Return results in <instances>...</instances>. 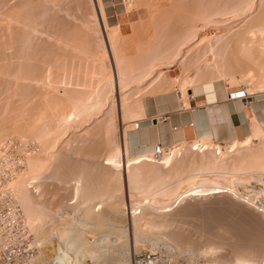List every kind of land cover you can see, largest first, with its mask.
<instances>
[{"label": "rangeland", "instance_id": "rangeland-1", "mask_svg": "<svg viewBox=\"0 0 264 264\" xmlns=\"http://www.w3.org/2000/svg\"><path fill=\"white\" fill-rule=\"evenodd\" d=\"M6 2L7 3L11 2V3H8L10 5L9 7H8V4ZM11 4H12V6H11ZM166 4H167V6H166ZM18 5H21V7ZM42 5H44V6H42ZM100 6H101V9H100ZM18 7L21 9H19ZM38 8H40V9H38ZM159 8H160V10H158ZM10 9H12L11 12L9 11ZM13 9H16V10H14V12H17V14L14 15L15 17L12 16L14 13V12H12ZM18 10H20V12ZM21 11L22 12L24 11V12L22 13ZM25 11H26V13H25ZM37 11L39 13H40V11H42L41 12L42 15H41V13L38 14ZM1 12L3 13V18H1L2 17ZM263 13H264V0H37V1L36 0H16V1H14V0H0V19L5 20V22L0 20L1 21L0 22V28H1L0 29V32H1L0 33V56L2 57V60L0 59V86H1L0 87V99H1L0 100V103H1L0 104V143H1L0 144V157H2V155L3 156L6 155L8 152L12 151L13 149H16V148L23 149L21 151H18V154H17V156L19 158V160H17V162L19 161L18 164L20 163L19 165L22 166V168L20 169L19 176L13 182L12 188L13 189L15 188L14 189L15 195H17L16 197L19 199V201H20V203H21V205H22V207L26 213V216L29 218L28 222H30V223H28V225L30 228L29 229L30 234H32L36 239L37 234H38V236H41V234L44 235L46 233L44 231H50L49 228H51L52 226H54L55 224H57L59 222L61 223L63 221V219H65V218H66L65 220H67V221H63L62 223H66L68 221L70 222V220L71 221H73V220L77 221L80 219L82 220L84 218L85 219L86 218L92 219L94 216H97L99 214H106L105 213L106 211H107V214L108 213L113 214L112 212L117 211V212H115V214L120 215V210L122 209L121 212H125V217H126V218L124 217V220L126 219L125 221L122 220V221H124V223L121 221L122 227L119 226L120 223L118 225V228L121 227L120 229L122 231L120 230L121 232L116 231L117 233H115V232L109 233V230H108L107 232L109 234H113V235H109L108 233H106L109 235V238H110V239L109 238H106V239L111 242V246H114L116 244H120L123 240L128 239L129 240L128 242L131 246V250H133V256H134V235H133V227H132L133 223L135 225H138L139 226L138 228H140L142 232L144 231L143 234L146 235L147 237L159 238L162 242L161 246H163V248L166 249V251H168V252L171 250L174 251V249H175V247H174L175 243L172 242V240H171V238L174 237V234H173L174 232H176L178 234V235L175 234V236H176L175 238H177L178 236H179L178 238H180L182 235V237L180 239L186 240V238H187V241H188V242L183 241V243H186L187 245H189V243L193 244V246L195 248H198L201 250H204L207 247V245L210 244L209 242H207L208 239H210L209 241L212 244L215 243L216 247H218L216 249L217 253L216 252L210 253L209 255H211V254L212 255L211 256L207 255L208 258L205 256L204 257H197L193 260V264H226L228 258H232V256H234L233 255L234 252L232 254V251H230L229 248H231V250H232L233 246H234L233 244H235V246H236L238 240H237V242H235V241L237 238L242 239V237H245L243 239H245V241H246L247 235L248 236L253 235V236H249L250 240L252 237L253 238L257 237V240L261 239L260 241L262 242V236L264 237V228H262V226H264V222L262 221V219L259 217V220L261 219V221L259 223L257 216H255L253 213H249V214L247 213L246 214L245 209L243 207H241V205L239 206V205H237L238 203L236 204L234 202L231 203V201H233L234 199L231 200L230 198H226L225 194H221V196H220V194L211 195V197L210 196L207 197L208 199L204 198V197H200V199H199V197L195 198V199L194 198L192 199V197H188L187 199H185L184 201H182L180 203V206L178 204H176L172 208V212H168V216H167V214H166V216L169 218V214H170V216L171 215H173V216L177 215V214L181 213L180 209H182V211L185 213L187 212L186 214L188 216L185 217L186 218L185 220H187V217H189V214H190V216L194 215L193 216L194 219L189 217V219L184 224L183 223L179 224V222L175 221L176 224L174 222L170 223V224H172L171 227L170 226H168L167 228L165 227L166 229L162 227V228H159L160 230L157 228L156 231L154 229L152 231V229L149 228L150 227L149 224H148V227L146 228L147 224L144 222V220L139 219V218H142L143 217L142 215H144L145 212H153V211H151L153 206L157 207V205H158L159 207L160 206L162 207L163 204L164 205L166 204L165 202L171 203V201H174L176 199V197H175L176 194L180 195L181 193H183L184 191L189 189L190 186L191 187L197 186L198 184L201 183V181L203 182V180H205V186H207V187H210L212 185L214 186V185L220 184V183H224L225 181L227 182V183L225 182L226 185L231 184V185L235 186V184H236L237 187H240V190H243L245 193L247 192L246 194H250V195L253 194L254 197H256L255 194L258 193V189H260L261 185H262L258 181L259 180L258 179L259 174L257 172L248 171V170H243L242 172H240V174H231L230 173L231 168H229V167H231L232 165L237 164V163L239 164L240 163L239 161H241V156L244 153H246L248 150L249 151H251V149L253 151L258 150L259 152L263 151L264 150L263 149V147H264V143H263L264 141L263 140L264 139L263 140L260 139L261 141L260 140H258V141L254 140L252 143H250L249 145H246V146L239 145L240 147H238L236 149V151H234V152L231 151L232 149L229 150L230 149L229 148V146H230L229 142L220 141L219 144H222V146L224 147V149L221 148V150L223 149L222 152H220L221 150H219V151L215 150L216 153H215V151L214 152L211 151L212 152L211 153L207 149L208 152L207 151L206 152L204 151L205 153L204 152L203 153L197 152L199 154H197L194 151H191V145L196 143V142L190 141L189 143H187L188 145L187 144L186 145H180L179 144L180 142H179L178 143L179 144L178 149L180 150L183 146H184V149L182 148L180 150V152H178L179 151L178 150L176 157H174L175 160L173 159L171 162L172 164L170 163L168 165H165L164 161H162L161 159L160 160L157 159L156 163H155V160H153L152 162H147V161L143 162V163L138 162V164L136 162H133V164L130 163L132 166H129L128 161H130V159L136 158V156L138 157L140 153H138V151L135 150L134 148H131L130 151L127 152L128 153V155H127L126 146H125V149H123V143H124V141L126 143L125 138L128 136H130V137L136 136V138H138L137 135L139 133L138 132L136 133V131H139V130H136V129H138L139 127H140V130L142 128H144L141 130V140L143 143H150L152 141L155 143L159 142L158 131H156L152 136L149 134L148 128L151 127L152 122H150V119H148L151 116L147 115V113H149L148 112L149 111L148 105H149L150 100L153 98L157 99V97L160 94H163L162 92H164L170 96V98L168 97L169 98L168 104L170 106L175 104V102L177 101L176 96L178 94L181 96L183 94L184 99H183L182 103L189 102L190 106L188 105L186 107H191V109H195V107L203 106L206 103H208L211 100V98H212V102H216L215 94H212L210 96V98L207 95L213 91L212 86H211L212 80L217 81L218 77L221 78L220 79L221 85L224 88L229 89L228 93L225 92L223 95H220L222 100L226 99L224 101L226 105L228 104L230 106L231 105L233 106L235 104L234 101L236 100V97L243 96L245 87L249 88V92L250 91L254 92V89H256L255 92L256 91L258 92L262 88L264 89V86H263L264 85L263 84L264 83V77H262L264 75H262L261 73H258L257 69H259V68L254 66V61L256 58V57H254V55L257 56V55H259V53L254 52L255 50H253V48L257 49L259 47L258 45H260L261 47L263 46L262 49L264 50V32L262 30V31H260L261 32V34H260V32H258V31H257V33H256V31H251L254 27H256V25L259 26L261 24V22H257L256 18H258L260 15L262 16ZM18 14L20 15V18H17L19 16ZM29 14L31 16L27 17V16H29ZM256 14L258 15L257 17L255 16ZM21 16H22V18H21ZM170 16H172V17H170ZM7 18H11V19H7ZM13 18L16 19L17 21L16 20L14 21ZM23 18H24V20H23ZM57 18L58 19L61 18L60 24L58 22L60 20H58ZM62 18H63V20H62ZM28 19H32V21L28 20ZM258 19L262 20L263 18L260 17ZM35 20H37V21H35ZM13 21L16 23H14ZM38 21H39V23L41 21L42 22L39 24ZM19 22H22V23H19ZM4 24H6V26H4ZM13 24H15V25H13ZM20 24H21V27H20ZM10 25H12V26L10 27ZM68 25L71 27L69 28ZM49 26H50V28H49ZM57 26L59 27L60 30L57 28ZM2 27H4V28H2ZM17 27H18V29H17ZM35 27H37V29ZM72 27H73V29H72ZM5 28H6V30H5ZM11 28H12V30H11ZM13 28H14V30H13ZM66 28H68V29L66 30ZM49 29H51V30H49ZM188 29L191 30V33H190V30H188ZM10 30H11V33H10ZM52 30H53V32H52ZM32 31L33 32L35 31V32L32 33ZM6 32H7V34H6ZM12 32H14V33H12ZM28 32H29V35H28ZM186 32H188V33H186ZM262 32H263V35H262ZM8 33H9V35H8ZM59 33L61 36L59 35ZM189 33L191 34L190 37H189ZM35 36H37V37H35ZM38 36H40L41 38ZM65 36H67V37H65ZM19 37H20V39H19ZM44 38H45V40H43ZM161 38H163V39H161ZM173 38H175V39H173ZM178 38H179V40H178ZM253 38H254V40H253ZM17 39H19V40H17ZM25 40H27V41H25ZM37 41H39V42H37ZM180 41H182L183 43ZM21 42L23 45H21ZM28 42H29V44H28ZM35 42H37L36 44H38V46L35 44ZM259 43H261V44H259ZM42 44H43V46H42ZM18 45H19V47H18ZM39 47L42 49H40ZM10 48H12V49L10 50ZM31 49H32V51H31ZM54 49H55V51H53ZM178 51H179V53H178ZM239 54L242 57L243 61H245L246 64L249 65L248 68H244L245 70L238 71V69H236V70L234 69L235 65L233 62L235 61L236 58H233V57H236ZM37 56H39V57H37ZM45 56H46V58H45ZM73 56H74V58H73ZM3 58H4V60H3ZM8 58H10L11 60ZM12 58H14V59H12ZM258 59H259V57H258ZM259 60L264 61V57H261V59H259ZM73 61H74V63H73ZM46 63H47V65H46ZM10 64H11V66H10ZM7 66H9V67H7ZM28 66L31 68H29ZM44 66H47V67H44ZM154 67H155V69H154ZM14 68L16 69V71L13 70ZM27 68H29L28 71L26 70ZM39 68H41V70ZM251 68H254L255 72H256V74L253 73L254 75L251 74L252 76L247 73ZM75 69L77 71H75ZM4 70H6V71H4ZM141 70H142V72H141ZM24 71H27L28 73L27 72L25 73ZM143 71L144 72L147 71V72L144 73ZM261 71L262 70H259V72H261ZM31 72H33V74ZM13 73L15 76L12 75ZM149 73H151V74H149ZM26 74H27V76H26ZM222 74H225V76H223ZM80 75H81V77H80ZM220 75H222V77ZM258 75L259 76L262 75L260 78L263 80L259 79V77L257 78L256 76H258ZM77 76H79V77H77ZM6 77L10 81L7 80ZM42 77H44V78L42 79ZM40 78H41V80H40ZM258 79L260 80L261 83L259 82ZM28 81H30V82H28ZM6 84H7V86H4ZM18 85H20V86H18ZM23 86H25V87H23ZM164 86H165V88H164ZM236 87H240V92L237 95H235V97H234V95L232 97H230L229 93L234 92V89H236ZM189 88H192L191 91H188ZM19 89H20V93H19ZM4 90H5V92H4ZM35 90H37V91H35ZM186 91L189 92V96L191 93H194L196 100L191 101V99H189L188 94H186L187 93ZM199 91H201V93L203 92V94H205V95L198 94L197 92H199ZM30 92L32 93V95H30L31 94ZM181 92H182V94H181ZM26 93L30 96H28ZM8 98H9V100H8ZM230 99L231 100L233 99V100L230 102H227ZM261 99L262 98H260L258 100H261ZM15 101L17 102V105H16ZM60 101H61V104H59ZM62 104H64V105H62ZM35 105H36V107H35ZM59 105H60V107H59ZM171 109H172V107H171ZM188 109H190V108H188ZM83 111H84V113H83ZM177 111H180V110H177ZM189 111L190 110H188V112ZM63 112H66V113H63ZM67 113H69V114H67ZM151 113L152 112H150L149 114H151ZM174 113L175 112H173V114ZM61 114H62V116H61ZM66 114L68 116L69 115H71V116L70 117L64 116ZM145 115H147V116H145ZM152 116H154V114ZM161 116H165L164 117L165 123L168 124L169 123L168 117H170L171 114H169V113L164 114V115L162 114ZM258 116H259L260 122L263 125L262 131L264 133V118H262L261 114ZM140 119H142V120L140 121ZM226 121L229 122L228 120H226ZM250 122H251V124L253 123L252 118H250ZM185 125L189 126V122L186 121ZM225 128H226V126L224 124L222 126L221 130H222L223 135H225V138H223V139L227 140L229 136H228V133H226V132L230 133V131L228 128H226V129ZM221 130H219V132H221ZM73 132L76 134H74ZM176 133L179 135L178 141L182 142V140H183L182 139V130L179 129L176 131ZM44 134L47 136H45ZM42 136H43V138H42ZM44 136H45V138H44ZM242 137H243V135L241 133V138ZM259 141L262 143H259ZM199 143H203L204 145L215 146V143L212 139L211 140L205 139V141L202 140ZM138 144L139 143L136 141L134 144H131V145L134 147H138L137 146ZM258 145H260V146H258ZM23 147H26V148H23ZM119 149H121V150H119ZM116 150L121 152V160L123 163H125L127 165V167H126L127 169L126 168L123 169V165L121 168L118 169V167L107 164V162H106L107 158L114 155L115 153H117ZM27 151H30V152L27 153ZM231 152L234 153V155ZM61 154H62V156H61ZM212 154L216 158L212 157L211 156ZM222 154H223V156H222ZM196 155H198L197 156L198 158H196ZM68 156H70V157H68ZM200 156H201V158H203L202 160H201ZM207 156H208V158H207ZM187 158H189V161ZM205 158L209 161L214 158L215 160L213 159L212 161H214V163L216 165L218 163L223 164V167L224 168L228 167L229 170H227V169L225 170L224 168H223V170H221L222 167L218 164L220 169H218L219 167H214L213 169H210V170L206 169V171L208 173L204 170H203L204 173H202L203 172L202 168H200L198 163H201L202 161L206 162L207 160ZM221 158H222V160H221ZM20 159H21V161H20ZM23 159H24V161H23ZM192 159H194V160H192ZM73 160H75V162ZM85 161L86 162L88 161L87 164ZM93 161H95V162H93ZM41 162L44 164L42 165ZM84 163L86 164V166ZM145 163H147V165ZM173 163L174 164L177 163V164L174 165ZM180 163H183V164H180ZM188 163H189V165H188ZM190 163H192V164L190 165ZM54 165H56V166H54ZM151 165H153V166H151ZM141 166L143 168H141ZM182 166H184V168ZM192 166H194L195 168L194 167L192 168ZM52 167L54 170L52 169ZM71 167H72V169H71ZM83 167H85V168H83ZM148 167H149V169H148ZM150 167H151V169H150ZM170 167H172V168H170ZM179 167H181L182 169ZM185 167L186 168L188 167V168L185 169ZM61 168H62V170H61ZM74 168H76V169L74 170ZM86 168H89L90 170H88ZM168 168H170L172 170L170 171V169H168ZM130 169H132V170H130ZM153 169H154V171H153ZM77 170H79L81 172H78V174H77V172H76ZM136 170H137V173H136ZM140 170H142V171L148 170V172L145 171L147 173L146 174L145 172H141ZM149 170H151L152 172H149ZM184 170H185V172H184ZM199 170H201V171H199ZM70 171H72V172H70ZM133 171H134V173H133ZM194 171H197V173ZM216 171H218V173ZM228 171H230V172H228ZM53 172H55L56 176ZM82 172L84 174H82ZM120 172H122L121 173L122 175L120 174ZM167 172H168V174H167ZM170 172H171V174H170L171 176H169ZM192 172H193V174H191ZM199 172H200V174H199ZM223 172L225 175L223 174ZM227 172L230 175L226 174ZM61 173H64V174H61ZM148 173H149V175H148ZM165 173H166V175H164ZM175 173H177V174L175 175ZM181 173H182V175H181ZM102 174L105 176V179H104ZM114 174H116V176ZM118 174H120V175H118ZM135 174H136V176H138V174L139 175L141 174L139 176L140 178L139 179L137 177L134 178ZM48 175H49V177H48ZM52 175H54V176H52ZM151 175H152V177H151ZM172 175H174V176H172ZM193 175H194V177L200 175L199 176L200 178L198 177L200 182H199L197 177H196V179L194 177H193L194 179H192ZM34 176L36 177V179ZM50 176H52V178H50ZM78 176H80V177L78 178ZM97 176H99V177H97ZM216 176H217V178H216ZM222 176H223V178H221ZM46 177H48V179ZM83 177H85V178H83ZM106 177H110V178H106ZM160 177H162V178H160ZM181 177L183 178V180ZM65 178H66V180H63ZM131 178H134L135 180L132 179L133 180L132 181ZM149 178H152V179L149 180ZM111 179H113L114 181ZM119 179H120V181H119ZM168 179H169V181H167ZM220 179H222V181H224V182H222ZM68 180H69V182H68ZM98 180H100L99 182L102 183L101 185H99L100 183L98 182ZM142 180L144 182H145V180H147V181L144 183ZM177 180H179L180 182ZM53 181H55V182H53ZM56 181H57V184H56ZM103 181H105L107 185H105V183ZM135 181H137V182H135ZM173 181H174V183H173ZM175 181H177V182H175ZM63 182H65V183L62 184ZM131 182H133V183H131ZM141 182H142V184H141ZM234 182H235V184H234ZM36 183H37V185H36ZM130 183H131V186H130ZM139 183H140L141 188L139 187ZM149 183H151V185ZM153 183L155 185L154 187H153ZM158 183H160V185L164 184V186L157 188L156 184L158 186L159 185ZM168 183H169V185H166ZM255 183H257V184H255ZM110 184L113 186V188L111 186H109ZM134 185H136V186L134 187ZM43 186H45V187H43ZM114 186L116 188H114ZM119 186H121V187H119ZM146 186H148V187H146ZM46 187H55L57 195L63 197L62 199H63L64 204L62 206H59V207H61L60 209L58 206L55 207L54 211H56V212H53V214L50 213L48 215L46 213V211H49V210H47V209H49L47 206L46 211H45L46 215L44 214L45 216H41V215H43V212H44L43 208L46 206V203H45V201L40 200V198L43 196L45 197V195H49L47 193L45 194L44 189ZM103 187L106 188L108 191L106 189H104ZM144 187L146 188L145 192L143 191ZM39 188H41L40 191H38ZM74 188L77 190V192ZM101 188H103L104 190L103 189L101 190ZM138 188H140V189H138ZM151 188H152V190L155 188L156 191H152V190L150 191ZM19 189H21V190H19ZM42 189H43V191H42ZM137 189H138V191L140 190L141 192L140 191L138 192ZM147 189L149 190V192L151 194L148 192ZM165 189H166V191H165ZM168 189L170 191L176 189V191H177V192L175 191L176 194L173 193L174 197H171V196H173V194L170 196L173 200L170 197H167V199H165L166 194L164 196L162 195L163 191L166 193L167 191H169ZM32 190L33 191L37 190V191L32 192ZM78 190H79V192H78ZM114 190H117V191H114ZM39 192H41V194ZM97 192L99 195L98 194L96 195ZM102 192H103V194L105 193L104 194L105 196L102 194ZM146 192L149 194L145 195ZM76 193H78V194H76ZM79 193H80V195H79ZM92 193L95 195H92ZM117 193H119V194H117ZM37 194H39V195H37ZM112 194L114 196H112ZM160 194H161V196L159 197ZM102 195H103V197H102ZM117 195H118V197H117ZM155 195H157V196L155 197ZM24 196H25V198H24ZM98 196H101V198H99ZM149 196H150L151 200L149 199ZM218 196L220 198H218ZM46 197H48V196H46ZM37 198H39V199L36 200ZM48 198H55V197H53L52 195H49ZM102 198H104V199H102ZM109 198H111L112 200H110ZM152 198L155 199V202H154V199H152ZM32 199H33V201H31ZM117 199H119V200H117ZM257 199H262V198H257ZM35 200H36V202H35ZM107 200H109V201H107ZM78 201H80V202L83 201L84 203L83 202L78 203ZM140 201H141V203H139ZM148 201L151 202L152 205H150ZM158 201H159V203H158ZM194 201H195V203H194ZM33 202H35V204H36V206L34 207L35 208L34 210H33V206H34ZM39 202L40 203L42 202L41 203L42 206L40 204H38ZM152 202H154V203H152ZM142 203H144V204L148 203L147 206H149V207L146 206L144 208V204L142 205ZM184 203L186 204V206L184 205ZM44 204H45V206H44ZM81 204L83 207L81 206ZM159 204H161V205H159ZM64 205H65V208H64ZM140 205H141V207L143 206L142 207L143 211L139 210L138 212H136V214L137 213L139 214V212H140V214L136 216L137 218H135V219H137V220L132 222L133 220H132V213L131 212H133L134 209H137L138 207H140ZM37 206H39L38 208H40V209L42 208V209L41 210L36 209ZM91 206H93V207H91ZM231 206H234V207H231ZM70 207L72 209H70ZM80 207H82V208H80ZM236 207L237 208L239 207V208L237 209ZM184 208H186V211H184ZM203 208L205 210H203ZM76 209H77V211H76ZM193 209L195 210V212L193 211ZM37 210H40V211H37ZM243 210H244V212H242ZM33 211L34 212L36 211L37 213L34 214ZM201 211L202 212L206 211V213L205 212L202 213ZM231 211H232V213H231ZM233 211H235V212H233ZM41 212H42V214H41ZM197 212L199 214H197ZM208 213H211V214H208ZM228 213H229V215H228ZM233 213L234 214L236 213V216ZM82 214H83V216H82ZM163 215L165 216V214H162V215L159 214L158 216L162 217ZM203 215H205V216H203ZM70 216H72V217H70ZM80 216H81V218H80ZM173 216H171L170 218H173ZM239 216H242L243 218L239 217ZM32 217H35L36 219L32 218ZM56 217H58V218H56ZM205 217H207V219ZM255 217H256V219H254ZM37 218H39V219H37ZM198 218H199V220H200V218H202L203 221H206L205 223L206 224L208 223L207 225L210 226L209 228L211 229V231L208 228V226L205 225V223H204L205 227L203 226V221L201 222V220H200V222L202 224L199 223ZM208 218H210V219H208ZM218 218L219 219L221 218V219L219 220ZM45 219H47V220H45ZM48 219H51V220H48ZM173 219H175V217ZM223 219L225 221H223ZM250 219H252V220H250ZM234 220H235V222H234ZM246 220H248V221H246ZM48 221H49V223H48ZM126 221H127V223H126ZM139 221L141 223H139ZM188 221H191V222H188ZM211 221H212V223H211ZM226 221H227V224H226ZM250 221H252V222H250ZM42 222L44 224L45 223H47V224L43 225ZM224 222H225V224H224ZM256 222H258L260 225L263 223V225L260 226V225L256 224ZM142 223L143 224L145 223V224L143 225ZM215 223H216V225H215ZM241 223H242V225H241ZM252 223H253V225H252ZM36 224L37 225L39 224V226H37ZM51 224H52V226H51ZM173 224H175V226ZM192 224L193 225L195 224V225L193 226ZM217 224H219V225H217ZM41 225H42V227H41ZM196 225H197V227H196ZM250 225L253 227H251ZM254 225L256 227L258 225L257 229ZM186 226L188 227V230H187ZM191 226H192V230H191ZM233 226H235V227H233ZM244 226H245V228H244ZM46 227L48 229H46ZM173 227L174 228L176 227L175 230L173 229ZM178 227H179V230H178L179 233L177 232ZM194 227H196V228L194 229ZM217 227L218 228L220 227L219 228L220 231L218 230ZM225 227L228 229V232H227V230H225ZM231 227L233 229H231ZM238 227H240V228H238ZM241 227H242V229H241ZM123 228L126 231H124ZM199 228H201L200 229L201 231L198 230ZM146 229L148 230L147 232H146ZM193 229L196 230L197 232L196 231L193 232ZM202 229H204V230H202ZM229 229H231L233 232ZM244 229L249 230V233L247 235H243V233H245L246 231L248 232V230L245 231ZM38 230H40V232ZM41 230H44V231H41ZM236 230H238L239 232L241 230V232H242L241 235ZM251 230L254 232V234H252L253 232ZM90 231H91V233H90ZM162 231H164L165 233ZM207 232L208 233L211 232V234H206V235L210 236V237L214 236L215 240H212V238L205 236V233H207ZM125 233L127 235H125ZM219 233L221 234V236L219 235ZM88 234L92 237H89V235H87L86 238L88 240L85 239V241H84V242H86V244L83 247L84 248L83 249L84 255L87 257H91V256L96 257L103 250V248H101V245L104 241L103 239H105V238H103L101 235H98L99 233H95L93 231V229L92 230L90 229ZM95 234H97L98 236H101V237L96 238V241L99 242L98 245L95 242V237H94ZM156 234L158 236H156ZM183 234H185V235H183ZM225 234H226V238H223V236L225 237ZM230 234H232L234 237L231 236ZM236 234H238V235L236 236ZM255 234H256V236H255ZM124 235L127 237L125 238ZM169 236L171 238H168ZM199 236H201V237H199ZM218 236H220V238ZM258 236H260V237H258ZM231 237H233V239ZM189 238H191L192 240ZM228 238H229V240H228ZM255 238H254V241L256 240ZM222 239H223V241L226 240L227 242L226 241L221 242ZM219 240H221V241H219ZM233 240H235V241H233ZM257 240H256V242H257ZM205 241L207 242V245H206ZM214 241H218L220 243L214 242ZM231 241H233V242H231ZM194 242H196V243H194ZM198 242H199V244H198ZM106 243H108V242H106ZM202 243H204L203 245L205 247L202 245ZM217 244H218V246H217ZM164 245H166V246L164 247ZM196 245H197V247H196ZM170 246L173 248H171ZM167 247H170V248L167 249ZM220 247H222V248L220 249ZM223 247H224V249H223ZM59 248H60L59 250H61L63 253H66L65 251H67V249L64 250V248H62L60 246H59ZM223 250H224V252H223ZM233 251H234V249H233ZM168 252L166 254V252L164 250V254L163 253L162 254L167 258ZM135 254H138V253H135ZM64 255H65L64 258L59 259L57 261V264H68V263L70 264V258L73 259V256L71 255L69 257L67 254H64ZM181 255L176 256L174 259H169V260L167 259V260L171 264H186L187 256H185V254H181ZM219 257L221 260L219 259ZM214 258H215V260H214ZM225 259H226V261H225ZM230 260L232 261L233 258ZM55 263H56V261L54 262V264ZM232 263L233 262H231V264ZM42 264H51V263L50 262H44ZM234 264H235V262H234Z\"/></svg>", "mask_w": 264, "mask_h": 264}, {"label": "bare ground", "instance_id": "bare-ground-1", "mask_svg": "<svg viewBox=\"0 0 264 264\" xmlns=\"http://www.w3.org/2000/svg\"><path fill=\"white\" fill-rule=\"evenodd\" d=\"M14 1H16V0H14ZM37 1V0H36ZM24 2V1H23ZM168 2V1H167ZM2 3V2H1ZM7 3V2H6ZM8 3H11V2H8ZM7 3V4H8ZM226 3V2H225ZM15 4V3H14ZM37 4V3H36ZM42 4V3H41ZM40 4V5H41ZM46 4V3H45ZM190 5V4H189ZM4 6V5H3ZM10 5L8 4V7H9ZM11 6H12V4H11ZM18 6H20L21 7V5H18ZM24 6V5H23ZM36 6V5H35ZM42 6H44V5H42ZM99 6V5H98ZM166 6H167V4H166ZM192 6V5H191ZM6 7V6H5ZM16 7V6H15ZM26 7V6H25ZM46 7V6H45ZM189 7V6H188ZM12 8V7H11ZM17 8V7H16ZM19 8V7H18ZM153 8V7H152ZM262 8V7H261ZM19 9H21V8H19ZM25 9V8H24ZM38 9H40V8H38ZM42 9V8H41ZM46 9V8H45ZM44 9V10H45ZM100 9H101V6H100ZM154 9V8H153ZM166 9V8H165ZM188 9V8H187ZM263 9V8H262ZM7 10V9H6ZM5 10V11H6ZM11 10L12 9H10L9 11L11 12ZM14 10H16V9H13V11L12 12H14ZM28 10V9H27ZM26 10V11H27ZM99 10V9H98ZM157 10V9H156ZM158 10H160V8L158 9ZM186 10V9H185ZM184 10V11H185ZM222 10V9H221ZM225 10V9H224ZM19 12H20V10H18ZM26 11H25V13H26ZM43 11V10H42ZM42 11H40V13L42 12ZM162 11V10H161ZM194 11V10H193ZM263 11V10H262ZM3 12V11H2ZM1 12V13H2ZM18 12V13H19ZM22 12V11H21ZM24 12V11H23ZM22 12V13H23ZM28 12V11H27ZM44 12V11H43ZM58 12V11H57ZM4 13V12H3ZM3 13H2V17L1 18H3ZM37 13L38 14H40L38 11H37ZM10 14V13H9ZM17 14V12H14L13 13V15L12 16H14V15H16ZM21 14V13H20ZM32 14V13H31ZM261 14V13H260ZM11 15V14H10ZM19 15V14H18ZM28 15V14H27ZM41 15H42V13H41ZM263 15H264V13H263ZM259 16L258 18H263L262 20L261 19H258V18H256L257 19V22H261V24L259 25V26H257L256 25V27H254L251 31H256V33H257V31L258 32H260V31H262L263 30V32H264V16ZM31 15L29 14V16H27V17H30ZM38 16V15H37ZM58 16V15H57ZM256 17L258 16L257 14L255 15ZM10 17V16H9ZM15 17V16H14ZM34 17V16H33ZM168 17V16H167ZM170 17H172V16H170ZM186 17V16H185ZM6 18V17H5ZM17 18H20V15L17 17ZM21 18H22V16H21ZM35 18V17H34ZM59 18V17H58ZM57 18V19H58ZM64 18V17H63ZM63 18H62V20H63ZM7 19H11V18H7ZM39 19V18H38ZM65 19V18H64ZM1 21H4L5 22V20H2V19H0ZM13 20L15 21L16 19H14L13 18ZM21 20V19H20ZM23 20H24V18H23ZM28 20H31L32 21V19H28ZM58 20H60V21H58L59 22V24H60V22H61V18L60 19H58ZM195 20V19H194ZM253 20V19H252ZM0 21V22H1ZM11 21V20H10ZM9 21V22H10ZM13 21V22H14ZM17 21V20H16ZM22 21V20H21ZM27 21V20H26ZM35 21H37V20H35ZM174 21V20H173ZM24 22V21H23ZM42 22V21H41ZM40 22V23H41ZM55 22V21H54ZM70 22V21H69ZM8 23V22H7ZM11 23V22H10ZM14 23H16V22H14ZM18 23V22H17ZM19 23H22V22H19ZM25 23V22H24ZM38 23H39V21H38ZM39 23V24H40ZM57 23V22H56ZM63 23V22H62ZM66 23V22H65ZM72 23V22H71ZM256 23V22H255ZM32 24V23H31ZM58 24V25H59ZM67 24V23H66ZM75 24V23H74ZM13 25H15V24H13ZM19 25V24H18ZM51 25V24H50ZM107 25V24H106ZM180 25V24H179ZM3 26V25H2ZM4 26H6V24H4ZM12 25H10V27H11ZM32 26V25H31ZM56 26V25H55ZM54 26V27H55ZM66 26V25H65ZM69 26V25H68ZM20 27H21V24H20ZM45 27V26H44ZM61 27V26H60ZM64 27V26H63ZM71 26H69V28H70ZM2 28H4V27H2ZM9 28V27H8ZM30 28V27H29ZM34 28V27H33ZM36 29H37V27H35ZM48 28V27H47ZM49 28H50V26H49ZM57 28L59 29V27L57 26ZM56 28V29H57ZM65 28V27H64ZM252 28V27H251ZM1 29V28H0ZM16 29V28H15ZM17 29H18V27H17ZM32 29V28H31ZM53 29V28H52ZM63 29V28H62ZM68 28H66V30H67ZM72 29H73V27H72ZM185 29V28H184ZM192 29V28H191ZM4 30V29H3ZM5 30H6V28H5ZM11 30H12V28H11ZM11 30H10V33H11ZM13 30H14V28H13ZM22 30V29H21ZM34 30V29H33ZM48 30V29H47ZM49 30H51V29H49ZM60 30V29H59ZM188 30H190V29H188ZM187 30V31H188ZM198 30V29H197ZM16 31V30H15ZM28 31V30H27ZM37 31V30H36ZM41 31V30H40ZM64 31V30H63ZM62 31V32H63ZM69 31V30H68ZM194 31V30H193ZM3 32V31H2ZM26 32V31H25ZM35 32V31H34ZM33 31H32V33H34ZM50 32V31H49ZM52 32H53V30H52ZM57 32V31H56ZM73 32V31H72ZM263 32H262V35H263ZM1 33V32H0ZM12 33H14V32H12ZM22 33V32H21ZM24 33V32H23ZM47 33V32H46ZM65 33V32H64ZM63 33V34H64ZM74 33V32H73ZM184 33V32H183ZM186 33H188V32H186ZM190 33H191V30H190ZM189 33V37H190V34ZM194 33V32H193ZM254 33V32H253ZM3 34V33H2ZM6 34H7V32H6ZM19 34V33H18ZM49 34V33H48ZM66 34V33H65ZM64 34V35H65ZM71 34V33H70ZM260 34H261V32H260ZM8 35H9V33H8ZM28 35H29V32H28ZM34 35V34H33ZM55 35V34H54ZM53 35V36H54ZM59 35H60V33H59ZM75 35V34H74ZM78 35V34H77ZM81 35V34H80ZM195 35V34H194ZM199 35V34H198ZM11 36V35H10ZM46 36V35H45ZM61 36V35H60ZM59 36V37H60ZM70 36V35H69ZM68 36V37H69ZM186 36V35H185ZM184 36V37H185ZM3 37V36H2ZM35 37H37V36H35ZM38 37H40V36H38ZM49 37V36H48ZM65 37H67V36H65ZM175 37V36H174ZM188 37V36H187ZM196 37V36H195ZM261 37V36H260ZM25 38V37H24ZM30 38V37H29ZM41 38V37H40ZM39 38V39H40ZM183 38V37H182ZM193 38V37H192ZM12 39V38H11ZM10 39V40H11ZM19 39H20V37H19ZM19 39H17V40H19ZM31 39V38H30ZM49 39V38H48ZM53 39V38H52ZM63 39V38H62ZM80 39V38H79ZM161 39H163V38H161ZM171 39V38H170ZM173 39H175V38H173ZM197 39V38H196ZM23 40V39H22ZM43 40H45V38L43 39ZM178 40H179V38H178ZM181 40V39H180ZM202 40V39H201ZM253 40H254V38H253ZM260 40V39H259ZM263 40V39H262ZM13 41V40H12ZM11 41V42H12ZM15 41V40H14ZM25 41H27V40H25ZM33 41V40H32ZM31 41V42H32ZM55 41V40H54ZM160 41V40H159ZM167 41V40H166ZM190 41V40H189ZM193 41V40H192ZM258 41V40H257ZM256 41V42H257ZM37 42H39V41H37ZM37 42H35V44L37 43ZM48 42V41H47ZM62 42V41H61ZM177 42V41H176ZM180 42H182V41H180ZM255 42V41H254ZM260 42V41H259ZM9 43V42H8ZM49 43V42H48ZM55 43V42H54ZM170 43V42H169ZM183 43V42H182ZM11 44V43H10ZM17 44V43H16ZM25 44V43H24ZM28 44H29V42H28ZM32 44V43H31ZM65 44V43H64ZM185 44V43H184ZM258 44V43H257ZM259 44H261V43H259ZM21 45H23L22 44V42H21ZM34 45V44H33ZM37 46H38V44H36ZM51 45V44H50ZM62 45V44H61ZM28 46V45H27ZM32 46V45H31ZM42 46H43V44H42ZM41 46V47H42ZM48 46V45H47ZM259 47L256 49V48H253V50H255L254 52H258L259 53V55H254V57H256L255 58V61H254V66L255 67H257V68H259V69H257V71H258V73H261L262 75H264V61L263 60H259V59H261V57H264V50L262 49V47L260 46V45H258ZM18 47H19V45H18ZM34 47V46H33ZM64 47V46H63ZM62 47V48H63ZM79 47V46H78ZM257 47V46H256ZM261 47V48H260ZM14 48V47H13ZM40 48V47H39ZM4 49V48H3ZM12 48H10V50H11ZM16 49V48H15ZM33 49V48H32ZM32 49H31V51H32ZM40 49H42V48H40ZM44 49V48H43ZM53 49V48H52ZM72 49V48H71ZM170 49V48H169ZM14 50V49H13ZM34 50V49H33ZM57 50V49H56ZM73 50V49H72ZM175 50V49H174ZM178 50V49H177ZM181 50V49H180ZM250 50V49H249ZM9 51V50H8ZM49 51V50H48ZM51 51V50H50ZM53 51H55V49L53 50ZM68 51V50H67ZM36 52V51H35ZM182 52V51H181ZM62 53V52H61ZM72 53V52H71ZM163 53V52H162ZM174 53V52H173ZM176 53V52H175ZM178 53H179V51H178ZM184 53V52H183ZM31 54V53H30ZM34 54V53H33ZM49 54V53H48ZM58 54V53H57ZM73 54V53H72ZM150 54V53H149ZM255 54V53H254ZM12 55V54H11ZM19 55V54H18ZM17 55V56H18ZM43 55V54H42ZM51 55V54H50ZM49 55V56H50ZM55 55V54H54ZM162 55V54H161ZM179 55V54H178ZM20 56V55H19ZM18 56V57H19ZM31 56V55H30ZM155 56V55H154ZM1 57V56H0ZM14 57V56H13ZM26 57V56H25ZM37 57H39V56H37ZM42 57V56H41ZM68 57V56H67ZM66 57V58H67ZM71 57V56H70ZM161 57V56H160ZM179 57V56H178ZM258 57H259V59H258ZM45 58H46V56H45ZM73 58H74V56H73ZM158 58V57H157ZM233 58H236L235 59V61L233 62L234 63V65H235V70L236 69H238V71H240V70H245L244 68H248L249 67V65H247L246 64V62L245 61H243V59H242V57L240 56V54L239 55H237L236 57H233ZM1 60H2V57L0 58ZM8 59H10V58H8ZM12 59H14V58H12ZM55 59V58H54ZM76 59V58H75ZM3 60H4V58H3ZM11 60V59H10ZM17 60V59H16ZM38 60V59H37ZM50 60V59H49ZM58 60V59H57ZM67 60V59H66ZM72 60V59H71ZM233 60V59H232ZM20 61V60H19ZM52 61V60H51ZM54 61V60H53ZM63 61V60H62ZM75 61V60H74ZM74 61H73V63H74ZM154 61V60H153ZM33 62V61H32ZM35 62V61H34ZM57 62V61H56ZM59 62V61H58ZM69 62V61H68ZM76 62V61H75ZM19 63V62H18ZM41 63V62H40ZM151 63V62H150ZM23 64V63H22ZM55 64V63H54ZM68 64V63H67ZM70 64V63H69ZM153 64V63H152ZM27 65V64H26ZM45 65V64H44ZM46 65H47V63H46ZM80 65V64H79ZM10 66H11V64H10ZM18 66V65H17ZM31 66V65H30ZM155 66V65H154ZM233 66V65H232ZM5 67V66H4ZM7 67H9V66H7ZM13 67V66H12ZM29 67V66H28ZM37 67V66H36ZM44 67H47V66H44ZM50 67V66H49ZM73 67V66H72ZM80 67V66H79ZM11 68V67H10ZM29 68H31V67H29ZM29 68H27L26 70L28 71V69ZM74 68V67H73ZM232 68V69H233ZM33 69V68H32ZM40 70H41V68H39ZM154 69H155V67H154ZM13 70H15L16 71V69L14 68ZM24 70V69H23ZM37 70V69H36ZM43 70V69H42ZM50 70V69H49ZM66 70V69H65ZM79 70V69H78ZM259 70H262L261 72H259ZM2 71V70H1ZM4 71H6V70H4ZM27 71H24L25 73L27 72ZM31 71V70H30ZM44 71V70H43ZM42 71V72H43ZM75 71H77L76 69H75ZM137 71V70H136ZM145 71V70H144ZM143 71V72H144ZM148 71V70H147ZM146 71V72H147ZM232 71V70H231ZM230 71V72H231ZM10 72V71H9ZM13 72V71H12ZM11 72V73H12ZM20 72V71H19ZM23 72V73H24ZM49 72V71H48ZM64 72V71H63ZM70 72V71H69ZM141 72H142V70H141ZM146 72H144V73H146ZM5 73V72H4ZM10 73V74H11ZM28 73V72H27ZM32 74H33V72H31ZM30 73V74H31ZM54 73V72H53ZM67 73V72H66ZM155 73V72H154ZM235 73V72H234ZM248 74H256V72H255V69L254 68H251L248 72H247ZM31 74V75H32ZM38 74V73H37ZM48 74V73H47ZM46 74V75H47ZM148 74V73H147ZM149 74H151V73H149ZM253 74V75H254ZM12 75H14V73L12 74ZM41 75V74H40ZM139 75V74H138ZM223 76H225V74H222ZM222 75H220L221 77H222ZM260 75V74H259ZM256 76L257 78L259 77V79H261L260 77L262 76ZM15 76V75H14ZM21 76V75H20ZM24 76V75H23ZM26 76H27V74H26ZM45 76V75H44ZM50 76V75H49ZM219 76V75H218ZM229 76V75H228ZM252 76V75H251ZM18 77V76H17ZM46 77V76H45ZM77 77H79V76H77ZM80 77H81V75H80ZM227 77V76H226ZM262 77H264V76H262ZM7 78V77H6ZM11 78V77H10ZM33 78V77H32ZM44 77H42V79H43ZM219 78V79H218ZM217 78V81L215 80H212V82H211V86H212V92H210L207 96L210 98V96L212 95V94H215V96H216V94L218 95V96H220V95H223L225 92H229V89H227V88H224L222 85H221V81H220V77H218ZM224 78V77H223ZM222 78V79H223ZM47 79V78H46ZM258 79V80H259ZM7 80H9L8 78H7ZM40 80H41V78H40ZM159 80V79H158ZM261 80H263V79H261ZM10 81V80H9ZM79 81V80H78ZM257 81V80H256ZM23 82V81H22ZM26 82V81H25ZM28 82H30V81H28ZM77 82V81H76ZM186 82V81H185ZM259 82H260V80H259ZM263 82V81H262ZM184 83V82H183ZM261 83V82H260ZM16 84V83H15ZM21 84V83H20ZM24 84V83H23ZM50 84V83H49ZM264 84V83H263ZM11 85V84H10ZM17 85V84H16ZM15 85V86H16ZM46 85V84H45ZM262 85V84H261ZM4 86H7V84L6 85H4ZM18 86H20V85H18ZM91 86V85H90ZM225 86V85H224ZM264 86V85H263ZM1 87V86H0ZM17 87V86H16ZM23 87H25V86H23ZM39 87V86H38ZM182 87V86H181ZM262 87V86H261ZM164 88H165V86H164ZM163 88V89H164ZM32 89V88H31ZM191 89L192 88H189L188 89V91H191ZM8 90V89H7ZM11 90V89H10ZM26 90V89H25ZM101 90V89H100ZM195 90V89H194ZM255 90L256 89H254V92H249V94L250 95H252V99H251V97L249 98V99H247V101H245V100H243V98H242V96H240V97H236V100L234 101L236 104H234L233 106H236L237 104V109H238V114H239V118H238V123L236 124V126L237 127H239V130L235 127V125H233L232 123L230 124V120H231V118H232V115H231V111H230V108H231V106L230 105H225V107H222V105H220V103H216V102H212V98H211V100L208 102V103H206L205 105H203V107L202 108H198V109H191V107H186V106H190V104H189V102H187V103H182L183 102V99H184V95L182 94V92H181V94H182V96L181 95H177L176 96V99L178 100V110H180V111H176V112H179V113H177V114H173V112H171V116H170V118H169V123L168 124H166V123H164L165 122V120H164V117L165 116H161V114H160V107H159V103H158V99L160 98L159 96H161V100L163 99L162 98V95H165L166 93H164V92H162L163 94H160L158 97H157V99L155 98H153V99H151L150 100V102H149V105H148V109H149V113L150 112H152L151 114L153 115L154 114V116H152L151 114H149V113H147V115H149V116H151L150 118H148V119H150V122H152V125L151 126H155L156 128H157V131H158V138H159V142L158 143H155V142H150V143H143L142 142V140H141V130L142 129H144V128H142L141 130H140V127L138 128V129H136V130H139V131H136V133L138 132L139 134L137 135L138 136V138H136V136H134V137H130V136H128V137H124L125 139H126V143H125V141H124V143H123V149H125V146H126V153L127 152H129L130 151V149L131 148H134L135 150H137L138 151V153H140L139 154V156L137 157L136 156V158H134V159H130V161H128V165L129 166H132L131 164H133V162H136L137 164H138V162L140 163H143V162H152L153 160H155V163H156V160L157 159H161L162 161H164V164L165 165H168V164H170L171 162H172V160L174 159L175 160V158L174 157H176V154H177V151L179 150L178 149V147H179V144L180 145H186L187 143H189L190 141H192V142H196V143H194V144H192L191 145V151H194L195 149L196 150H200L201 149V153H203L204 151L206 152L207 151V149H208V151H215V150H221V148H223V147H221V144H219V142L220 141H227V142H229V144H230V146H229V150H231L232 152H234V151H236V149L238 148V147H240L239 145H241V146H246V145H249L250 143H252L254 140H256V141H258V140H263L264 139V133H263V131H262V129H263V125H262V123L260 122V119H259V116L258 115H260L261 114V116H262V118H264V89L262 88L261 90H259L258 92L256 91L255 92ZM28 91V90H27ZM35 91H37V90H35ZM63 91V90H62ZM170 91V90H169ZM182 91V90H181ZM4 92H5V90H4ZM74 92V91H73ZM104 92V91H103ZM166 92V91H165ZM187 92V91H186ZM240 92V87H236V89H234V92H232V93H229V96L230 97H232L233 95H234V97H235V95H237L238 93ZM13 93V92H12ZM19 93H20V89H19ZM31 93V92H30ZM40 93V92H39ZM58 93V92H57ZM78 93V92H77ZM185 93V92H184ZM198 94H202V95H205V94H203V92L201 93V91H199V92H197ZM2 94V93H1ZM22 94V93H21ZM27 94V93H26ZM102 94V93H101ZM186 94H188V96H189V92H187ZM14 95V94H13ZM28 95V94H27ZM30 95H32V93L30 94ZM30 95H28V96H30ZM52 95V94H51ZM92 95V94H91ZM2 96V95H1ZM24 96V95H23ZM27 96V97H28ZM38 96V95H37ZM40 96V95H39ZM63 96V95H62ZM17 97V96H16ZM26 97V98H27ZM46 97V96H45ZM183 97V98H182ZM30 98V97H29ZM166 98V97H165ZM165 98H164V101H165ZM186 98V97H185ZM192 98H194L195 100H196V97H195V94L194 93H191L190 94V96H189V99H192ZM260 98H262L261 100H258V99H260ZM18 99V98H17ZM51 99V98H50ZM77 99V98H76ZM193 99V100H194ZM1 100V99H0ZM8 100H9V98H8ZM25 100V99H24ZM31 100V99H30ZM87 100V99H86ZM167 100V99H166ZM182 100V101H181ZM250 100V101H249ZM252 100V101H251ZM6 101V100H5ZM42 101V100H41ZM56 101V100H55ZM78 101V100H77ZM217 101V100H216ZM16 102V101H15ZM22 102V101H21ZM50 102V101H49ZM166 102V101H165ZM64 103V102H63ZM77 103V102H76ZM161 103V102H160ZM1 104V103H0ZM13 104V103H12ZM29 104V103H28ZM59 104H61V101H60V103ZM66 104V103H65ZM79 104V103H78ZM94 104V103H93ZM168 104V103H167ZM16 105H17V102H16ZM19 105V104H18ZM62 105H64V104H62ZM80 105V104H79ZM165 105V104H164ZM20 106V105H19ZM33 106V105H32ZM94 106V105H93ZM167 106V105H166ZM35 107H36V105H35ZM59 107H60V105H59ZM63 107V106H62ZM169 107V106H168ZM80 108V107H79ZM188 108H190V109H188ZM228 108V109H227ZM13 109V108H12ZM18 109V108H17ZM49 109V108H48ZM98 109V108H97ZM215 109H217L218 110V115L216 114V112H215ZM60 110V109H59ZM188 110H190L189 112H188ZM74 111V110H73ZM173 111V110H172ZM187 112V113H186ZM59 113V112H58ZM63 113H66V112H63ZM62 113V114H63ZM74 113V112H73ZM83 113H84V111H83ZM27 114V113H26ZM62 114H61V116H62ZM67 114H69V113H67ZM64 115V116H68V115ZM10 115V114H9ZM46 115V114H45ZM44 115V116H45ZM104 115V114H103ZM147 115H145V116H147ZM59 116V115H58ZM71 115H69L68 117H70ZM24 117V116H23ZM22 117V118H23ZM46 117V116H45ZM60 117V116H59ZM5 118V117H4ZM18 118V117H17ZM27 118V117H26ZM41 118V117H40ZM67 118V117H66ZM250 118H252V120H253V123L251 124V122H250ZM139 119V118H138ZM41 120V119H40ZM59 120V119H58ZM136 120V119H135ZM142 119H140V121H141ZM226 120H228L229 122H227ZM5 121V120H4ZM23 121V120H22ZM25 121V120H24ZM72 121V120H71ZM137 121V120H136ZM186 121H189V126H187V125H185V124H182V123H186ZM13 122V121H12ZM171 122V123H170ZM66 123V122H65ZM96 123V122H95ZM226 124L227 126H229L228 127V129H229V131H230V133L229 132H226V133H228V139L226 140V139H223V138H225V136L223 135V133H222V131L221 132H219V130H221V125L222 124ZM3 124V123H2ZM7 124V123H6ZM35 124V123H34ZM177 124L179 125V124H181L180 125V127L181 128H177V129H175L176 127L175 126H177ZM41 125V124H40ZM58 125V124H57ZM87 125V124H86ZM95 125V124H94ZM15 126V125H14ZM34 126V125H33ZM47 126V125H46ZM134 127V126H133ZM36 128V127H35ZM47 128V127H46ZM59 128V127H58ZM68 128V127H67ZM85 128V127H84ZM93 128V127H92ZM227 128V127H226ZM225 128V129H226ZM64 129V128H63ZM73 129V128H72ZM86 129V128H85ZM179 129H181L182 130V142L181 141H178L179 140V135L176 133V131L177 130H179ZM234 129V130H233ZM246 131H245V130ZM22 130V129H21ZM94 130V129H93ZM224 130V129H223ZM69 131V130H68ZM71 132V131H70ZM3 133V132H2ZM7 133V132H6ZM74 133V132H73ZM135 133V132H134ZM241 133H242V135H243V137L241 138ZM40 134V133H39ZM42 134V133H41ZM74 134H76V133H74ZM126 134V133H125ZM45 135V134H44ZM2 136V135H1ZM20 136V135H19ZM45 136H47V135H45ZM45 136H44V138H45ZM91 136V135H90ZM127 136V135H126ZM12 137V136H11ZM17 137V136H16ZM27 137V136H26ZM41 137V136H40ZM66 137V136H65ZM75 137V136H74ZM227 137V136H226ZM42 138H43V136H42ZM48 138V137H47ZM13 139V138H12ZM64 139V138H63ZM67 139V138H66ZM123 139V138H122ZM205 139L206 140H213L214 141V143H215V146H211V145H204L203 143H199V142H201L202 140L203 141H205ZM32 140V139H31ZM80 140V139H79ZM260 140V141H261ZM41 141V140H40ZM62 141V140H61ZM119 141V140H118ZM138 142L139 144L137 145L138 147H134V146H132L131 144H134L135 142ZM259 141V143H262V142H260ZM264 141V140H263ZM180 142V143H179ZM13 143V142H12ZM28 143V142H27ZM39 143V142H38ZM65 143V142H64ZM179 143V144H178ZM226 143V142H225ZM264 143V142H263ZM1 144V143H0ZM6 144V143H5ZM87 145V144H86ZM85 145V146H86ZM188 145V144H187ZM226 145V144H225ZM261 145V144H260ZM260 145H258V146H260ZM263 145V144H262ZM182 147V146H181ZM180 147V148H181ZM204 147H207V148H204ZM252 147V146H251ZM263 147V146H262ZM22 148V147H21ZM23 148H26V147H23ZM183 149H184V146L182 147ZM181 148V149H182ZM115 149V148H114ZM180 149V150H181ZM240 149V148H239ZM243 149V148H242ZM249 149V148H248ZM247 149V150H248ZM263 149H264V147H263ZM119 150H121V149H119ZM180 150L178 151V152H180ZM260 150V149H259ZM6 151V150H5ZM44 151V150H43ZM123 151V150H122ZM207 151V152H208ZM217 151V152H218ZM228 151V150H227ZM244 151V150H243ZM53 152V151H52ZM65 152V151H64ZM71 152V151H70ZM113 152V151H112ZM116 152L117 153H115L114 155H112V156H110V157H108L107 158V164H109V165H112V166H115V167H118V169L119 168H121L122 167V165H123V169H125L126 167H127V165L125 164V163H123L122 162V160H121V152H119V151H117L116 150ZM125 152V151H124ZM196 153L197 152H199V151H195ZM204 152V153H205ZM209 152V153H210ZM220 152H222V150L220 151ZM231 152V153H232ZM240 152V151H239ZM6 153V152H5ZM32 153V152H31ZM212 153V152H211ZM215 153H216V151H215ZM236 153V152H235ZM70 154V153H69ZM195 154V153H194ZM197 154H199V153H197ZM233 155H234V153H232ZM37 155V154H36ZM76 155V154H75ZM127 155H128V153H127ZM208 155V154H207ZM220 155V154H219ZM3 156V155H2ZM50 156V155H49ZM55 156V155H54ZM57 156V155H56ZM61 156H62V154H61ZM99 156V155H98ZM198 155H196V158H198L197 157ZM202 156V155H201ZM201 156H200V158H201ZM212 157H215V156H213V154L211 155ZM222 156H223V154H222ZM60 157V156H59ZM68 157H70V156H68ZM77 157V156H76ZM80 157V156H79ZM194 157V156H193ZM203 157V156H202ZM205 157V156H204ZM24 158V157H23ZM52 158V157H51ZM50 158V159H51ZM63 158V157H62ZM61 158V159H62ZM95 158V157H94ZM98 158V157H97ZM96 158V159H97ZM183 158V157H182ZM199 158V159H200ZM207 158H208V156H207ZM216 158V157H215ZM99 159V158H98ZM123 159V158H122ZM129 159V158H128ZM188 159V161H189V158H187ZM203 158H201V160H202ZM206 159V158H205ZM210 159V158H209ZM212 159V158H211ZM214 159V158H213ZM212 159V160H213ZM21 160V159H20ZM27 160V159H26ZM25 160V161H26ZM68 160V159H67ZM66 160V161H67ZM95 160V159H94ZM192 160H194V159H192ZM198 160V159H197ZM207 160V159H206ZM205 160V161H206ZM212 160H207L206 162H201V163H198L199 164V166H200V168H202V171L204 170V171H206V169L207 170H210V169H213L214 167H219V165L222 167L221 168V170H223V164H215L214 163V161H212ZM215 160V159H214ZM221 160H222V158H221ZM23 161H24V159H23ZM32 161V160H31ZM40 161V160H39ZM60 161V160H59ZM62 161V160H61ZM74 162H75V160H73ZM90 161V160H89ZM212 161V162H211ZM220 161V160H219ZM19 162V161H18ZM27 162V161H26ZM58 162V161H57ZM86 162V161H85ZM88 162V161H87ZM87 162H86V164H87ZM93 162H95V161H93ZM177 162V161H176ZM186 162V161H185ZM218 162V161H217ZM230 162V161H229ZM240 163L238 164H234V165H230L231 167H229V168H231L230 169V171H228V172H230L231 174H240V172H242L243 170H248V171H254V172H257L258 174H259V176H258V181L262 184L261 185V188L260 189H258V193H256L255 194V196L257 197V198H262V199H257L256 197H254V195L252 194V195H250V194H246L243 190H240V187H237V185L235 184V182H234V184H235V186L234 185H226L225 184V182L224 181H222V179H220L222 182H224V183H220V184H216V185H212V186H210V187H207V186H205V180H203V182L201 181V183L200 184H196L197 186H193V187H191L190 186V188L189 189H187L186 191H184L183 193H181L180 195H177L176 193H175V191H176V189L175 190H169V191H167L166 193L163 191V196L165 195L166 196V198L165 199H167V197H170L173 193L174 194H176V199L174 200V201H171V203H167V202H165L166 204L164 205L163 203V205H162V207L160 206H158L157 204V207H154L153 206V208H152V210L151 211H153V212H145V214L144 215H142L143 217L142 218H139V219H142V220H144V222L147 224V226H146V228L148 227V224H149V228L150 229H152V231H153V229L156 231V229L158 228H167L168 226H172V224H170V223H175V221H177V222H179V224H184V223H186V221L189 219V217L190 218H193V216L191 217L190 216V214H189V217H187V220H185L186 218V216H188L185 212H183L182 211V209H180V211H181V213H179V214H177V215H171V216H173V218L175 217V219H173V218H170L171 216H170V214H169V218L167 217L168 216V212H172V208L176 205V204H178L179 206H180V203L182 202V201H184L185 199H187L188 197H192V199L194 198H198L199 197V199H200V197H204V198H207V197H211V195H217V194H220V196H221V194H225V196H226V198H230L231 200H233V201H231V203L232 202H234V203H238L237 205H241V207H243L244 209H245V213L247 214H249V213H253L255 216H257V218H258V220H259V217L262 219V221L264 222V150L263 151H258V150H255V151H253L252 149H251V151H247L246 153H244L242 156H241V161H239ZM36 163V162H35ZM42 163V162H41ZM79 163V162H78ZM83 163V162H82ZM131 163V164H130ZM135 163V164H136ZM184 163V162H183ZM183 163H180V164H183ZM196 163V162H195ZM222 163V162H221ZM233 163V162H232ZM20 164V163H19ZM24 164V163H23ZM28 164V163H27ZM44 163H42V165H43ZM54 164V163H53ZM74 164V163H73ZM81 164V163H80ZM85 164V163H84ZM86 164H85V166H86ZM90 164V163H89ZM94 164V163H93ZM96 164V163H95ZM146 165H147V163H145ZM158 164V163H157ZM172 164V163H171ZM174 164V163H173ZM175 164H177V163H175ZM174 164V165H175ZM187 164V163H186ZM192 163H190V165H191ZM9 165V164H8ZM40 165V164H39ZM46 165V164H45ZM58 165V164H57ZM70 165V164H69ZM92 165V164H91ZM145 165V166H146ZM173 165V166H174ZM188 165H189V163H188ZM216 165V166H215ZM54 166H56V165H54ZM65 166V165H64ZM76 166V165H75ZM106 166V165H105ZM108 166V165H107ZM111 166V167H112ZM137 166V165H136ZM143 166V165H142ZM141 166V168H143ZM144 166V167H145ZM151 166H153V165H151ZM161 166V165H160ZM172 166V167H173ZM198 166V165H197ZM25 167V166H24ZM23 167V168H24ZM63 167V166H62ZM73 167V166H72ZM72 167H71V169H72ZM78 167V166H77ZM82 167V166H81ZM80 167V168H81ZM109 167V166H108ZM162 167V166H161ZM160 167V168H161ZM165 167V166H164ZM172 167H170V168H172ZM175 167V166H174ZM183 168H184V166H182ZM191 167V166H190ZM194 166H192V168H193ZM79 168V167H78ZM83 168H85V167H83ZM131 168V167H130ZM134 168V167H133ZM132 168V169H133ZM159 168V169H160ZM170 168H168V169H170ZM179 168H181V167H179ZM188 168V167H187ZM186 167H185V169H187ZM195 168V167H194ZM229 168L227 167V168H224L225 170L227 169V170H229ZM51 169V168H50ZM52 169H53V167H52ZM56 169V168H55ZM76 168H74V170H75ZM86 169H88V170H90L89 168H86ZM127 169V168H126ZM132 169H130V170H132ZM137 169V168H136ZM147 169V168H146ZM148 169H149V167H148ZM150 169H151V167H150ZM157 169V168H156ZM158 169V170H159ZM182 169V168H181ZM217 169V168H216ZM218 169H220V167L218 168ZM54 170V169H53ZM61 170H62V168H61ZM81 170V169H80ZM105 170V169H104ZM129 170V169H128ZM135 170V169H134ZM172 169H170V171H171ZM190 170V169H189ZM24 171V170H23ZM26 171V170H25ZM66 171V170H65ZM95 171V170H94ZM141 172H148V170H140ZM153 171H154V169H153ZM199 171H201V170H199ZM204 171L202 172V173H204ZM247 171V172H248ZM70 172H72V171H70ZM77 172V174H78V172H81V171H79V170H77L76 171ZM130 172V171H129ZM145 172V173H146ZM149 172H152L151 170H149ZM156 172V171H155ZM184 172H185V170H184ZM194 172H196L197 173V171H194ZM207 172V171H206ZM217 173H218V171H216ZM215 172V173H216ZM228 172L226 173V174H228ZM50 173V172H49ZM54 174H55V172H53ZM67 173V172H66ZM107 173V172H106ZM122 172H120V174H121ZM124 173V172H123ZM131 173V172H130ZM133 173H134V171H133ZM136 173H137V170H136ZM140 173V172H139ZM208 173V172H207ZM211 173V172H210ZM214 173V172H213ZM61 174H64V173H61ZM76 174V173H75ZM82 174H84L83 172H82ZM97 174V173H96ZM120 174H118V175H120ZM144 174V173H143ZM147 174V173H146ZM157 174V173H156ZM167 174H168V172H167ZM171 174V172L169 173V176H171L170 175ZM177 173H175V175H176ZM190 174V173H189ZM191 174H193V172L191 173ZM195 174V173H194ZM199 174H200V172H199ZM223 174H224V172H223ZM242 174V173H241ZM249 174V173H248ZM46 175V174H45ZM80 175V174H79ZM98 175V174H97ZM103 175V174H102ZM115 176H116V174H114ZM122 175V174H121ZM141 175V174H140ZM139 174H138V176H136V174H135V176H134V178H140L139 176H140ZM145 175V174H144ZM143 175V176H144ZM148 175H149V173H148ZM164 175H166V173L164 174ZM181 175H182V173H181ZM187 175V174H186ZM225 175V174H224ZM228 175H230V174H228ZM243 175V174H242ZM52 176H54V175H52ZM52 176H50V178H52ZM55 176H56V174H55ZM60 176V175H59ZM72 176V175H71ZM84 176V175H83ZM113 176V175H112ZM111 176V177H112ZM147 176V175H146ZM155 176V175H154ZM162 176V175H161ZM172 176H174V175H172ZM188 176V175H187ZM196 176V175H195ZM200 176V175H199ZM199 176H196L197 178L199 177ZM247 176V175H246ZM21 177V176H20ZM35 177V176H34ZM48 177H49V175H48ZM48 177H46L47 179H48ZM80 176H78V178H79ZM97 177H99V176H97ZM103 177H104V179H105V176L103 175ZM133 177V176H132ZM142 177V176H141ZM150 177V176H149ZM151 177H152V175H151ZM194 175L192 176V179H196V177H194ZM212 177V176H211ZM45 178V177H44ZM43 178V179H44ZM59 178V177H58ZM83 178H85V177H83ZM106 178H110V177H106ZM134 178H131V180L133 179V180H135ZM148 178V177H147ZM160 178H162V177H160ZM166 178V177H165ZM164 178V179H165ZM170 178V177H169ZM178 178V177H177ZM182 178V177H181ZM200 178V177H199ZM199 178H198V180H199ZM203 178V177H202ZM213 178V177H212ZM216 178H217V176H216ZM221 178H223V176L221 177ZM249 178V177H248ZM35 179H36V177H35ZM39 179V178H38ZM60 179V178H59ZM72 179V178H71ZM70 179V180H71ZM126 179V178H125ZM150 179H152V178H149V180ZM163 179V180H164ZM189 179V178H188ZM22 180V179H21ZM63 180H66V178L65 179H63ZM94 180V179H93ZM111 180H113V179H111ZM132 180V181H133ZM166 180V179H165ZM182 180H183V178H182ZM190 180V179H189ZM214 180V179H213ZM212 180V181H213ZM219 180V179H218ZM237 180V179H236ZM235 180V181H236ZM43 181V180H42ZM41 181V182H42ZM51 181V180H50ZM75 181V180H74ZM100 180H98V182H99ZM108 181V180H107ZM114 181V180H113ZM112 181V182H113ZM119 181H120V179H119ZM138 181V180H137ZM137 181H135V182H137ZM141 181V180H140ZM143 181V180H142ZM147 180H145V182H146ZM160 181V180H159ZM158 181V182H159ZM167 181H169V179L167 180ZM177 181H179V180H177ZM177 181H175V182H177ZM186 181V180H185ZM209 181V180H208ZM229 181V180H228ZM53 182H55V181H53ZM62 182V181H61ZM68 182H69V180H68ZM67 182V183H68ZM73 182V181H72ZM78 182V181H77ZM80 182V181H79ZM83 182V181H82ZM104 183H105V185H107L106 184V182L105 181H103ZM130 182V181H129ZM144 182V181H143ZM144 182V183H145ZM180 182V181H179ZM178 182V183H179ZM199 182H200V180H199ZM211 182V181H210ZM249 182V181H248ZM16 183V182H15ZM51 183V182H50ZM65 182H63L62 184H64ZM100 183V182H99ZM103 183V184H104ZM131 183H133V182H131ZM131 183H130V186H131ZM173 183H174V181H173ZM177 183V184H178ZM190 183V182H189ZM209 183V182H208ZM216 183V182H215ZM219 183V182H218ZM227 183V182H226ZM237 183V182H236ZM34 184V183H33ZM45 184V183H44ZM56 184H57V181H56ZM59 184V183H58ZM75 184V183H74ZM102 183H100L99 185H101ZM141 184H142V182H141ZM150 185H151V183H149ZM148 184V185H149ZM159 185H160V183H158ZM172 184V183H171ZM170 184V185H171ZM210 184V183H209ZM255 184H257V183H255ZM31 185V184H30ZM36 185H37V183H36ZM68 185V184H67ZM114 185V184H113ZM119 185V184H118ZM138 185V184H137ZM147 185V184H146ZM149 185V186H150ZM158 185V186H159ZM166 185H169V183L168 184H166ZM180 185V184H179ZM211 185V184H210ZM241 185V184H240ZM245 185V184H244ZM58 186V185H57ZM69 186V185H68ZM80 186V185H79ZM93 186V185H92ZM109 186H111L112 188H113V186L110 184ZM117 186V185H116ZM136 185H134V187H135ZM155 185H154V183H153V187H154ZM157 186V184H156V187L157 188H160L161 186H164V184H162V185H160L159 187ZM256 186V185H255ZM258 186V185H257ZM260 186V185H259ZM42 187V186H41ZM43 187H45V186H43ZM94 187V186H93ZM100 187V186H99ZM108 187V186H107ZM118 187V186H117ZM119 187H121V186H119ZM139 187H140V183H139ZM143 187V186H142ZM146 187H148V186H146ZM152 187V186H151ZM155 187V188H156ZM23 188V187H22ZM60 188V187H59ZM58 188V189H59ZM69 188V187H68ZM91 188V187H90ZM104 188V187H103ZM103 188H101V190L103 189ZM114 188H116L115 186H114ZM127 188V187H126ZM141 188V187H140ZM140 188H138V189H140ZM155 188L152 190V188L150 189V191L152 190V191H156L155 190ZM179 188V187H178ZM177 188V189H178ZM15 189V188H14ZM29 189V188H28ZM27 189V190H28ZM40 189L41 188H39V190L38 191H40ZM61 189V188H60ZM75 189V188H74ZM104 189H106V188H104ZM103 189V190H104ZM109 189V188H108ZM122 189V188H121ZM135 189V188H134ZM138 189H137V191H138ZM144 189V190H143ZM142 190L145 192V187L143 188ZM256 189V188H255ZM19 190H21V189H19ZM76 190V189H75ZM80 190V189H79ZM79 190H78V192H79ZM83 190V189H82ZM93 190V189H92ZM107 190V189H106ZM112 190V189H111ZM110 190V191H111ZM120 190V189H119ZM118 190V191H119ZM131 190V189H130ZM148 190V189H147ZM179 190V189H178ZM35 191H37V190H35ZM35 191H33L32 190V192H35ZM42 191H43V189H42ZM44 191H45V194L47 193V194H49V195H52L53 197H55V198H48L49 197V195H45V197L43 198V197H39L40 198V200H42V201H45V203H46V206H45V204H44V208H43V215H41V216H45L46 215V213H47V215L48 214H50V213H52L53 214V212H56V211H54V208L55 207H59V206H62L64 203H63V197L62 196H59V195H57V192H56V189H55V187H46L45 189H44ZM59 191V190H58ZM88 191V190H87ZM90 191V190H89ZM99 191V190H98ZM108 191V190H107ZM106 191V192H107ZM114 191H117V190H114ZM113 191V192H114ZM121 191V190H120ZM140 191V190H139ZM138 191V192H139ZM158 191V190H157ZM165 191H166V189H165ZM26 192V191H25ZM64 192V191H63ZM76 192H77V190H76ZM86 192V191H85ZM112 192V193H113ZM136 192V191H135ZM137 192V193H138ZM141 192V191H140ZM148 192H149V190H148ZM177 192V191H176ZM250 192V191H249ZM23 193V192H22ZM40 194H41V192H39ZM60 193V192H59ZM95 193V192H94ZM110 193V192H109ZM150 193V192H149ZM149 193H147L146 192V194L145 195H147V194H149ZM30 194V193H29ZM76 194H78V193H76ZM86 194V193H85ZM88 194V193H87ZM98 194V192L96 193V195ZM102 194H103V192H102ZM105 194V193H104ZM103 194V195H104ZM108 194V193H107ZM106 194V195H107ZM111 194V193H110ZM114 194V193H113ZM112 194V196H114ZM116 194V193H115ZM117 194H119V193H117ZM151 194V193H150ZM157 194V193H156ZM174 194H173V196H171V197H174ZM32 195V194H31ZM34 195V194H33ZM37 195H39V194H37ZM79 195H80V193H79ZM92 195H95V194H93L92 193ZM99 195V194H98ZM101 195V194H100ZM103 195H102V197H103ZM121 195V194H120ZM143 195V194H142ZM158 195V194H157ZM157 195H155V197L157 196ZM17 196V195H16ZM30 196V195H29ZM46 196H48V197H46ZM64 196V195H63ZM71 196V195H70ZM105 196V195H104ZM124 196V195H123ZM161 196V194L159 195V197ZM75 197V196H74ZM97 197V196H96ZM99 198H101V196H98ZM111 197V196H110ZM117 197H118V195H117ZM147 197V196H146ZM170 197V198H171ZM24 198H25V196H24ZM35 198V197H34ZM39 198H37L36 200H38ZM72 198V197H71ZM86 198V197H85ZM90 198V197H89ZM93 198V197H92ZM98 198V199H99ZM115 198V197H114ZM158 198V197H157ZM218 198H220L219 196H218ZM223 198V197H222ZM94 199V198H93ZM97 199V198H96ZM102 199H104V198H102ZM107 199V198H106ZM110 200H112L111 198H109ZM116 199V198H115ZM148 199V198H147ZM149 199H150V196H149ZM152 199H154V198H152ZM164 199V198H163ZM164 199V200H165ZM172 199V198H171ZM208 199V198H207ZM212 199V198H211ZM36 200H35V202H36ZM39 200V201H40ZM117 200H119V199H117ZM151 200V199H150ZM173 200V199H172ZM189 200V199H188ZM187 200V201H188ZM203 200V199H202ZM28 201V200H27ZM31 201H33V199L31 200ZM107 201H109V200H107ZM160 201V200H159ZM159 201H158V203H159ZM162 201V200H161ZM169 201V200H168ZM35 202H33L34 203V206H33V210L35 209L34 207L36 206V204H35ZM83 202V201H82ZM82 202H80V201H78V203H82ZM115 202V201H114ZM120 202V201H119ZM146 202V201H145ZM149 202V201H148ZM154 202H155V199H154ZM154 202H152V203H154ZM203 202V201H202ZM221 202V201H220ZM42 203V202H41ZM41 203L39 202L38 204H40L41 205ZM44 203V202H43ZM66 203V202H65ZM84 203V202H83ZM87 203V202H86ZM90 203V202H89ZM93 203V202H92ZM106 203V202H105ZM112 203V202H111ZM139 203H141V201L139 202ZM194 203H195V201H194ZM198 203V202H197ZM205 203V202H204ZM227 203V202H226ZM37 204V205H38ZM67 204V203H66ZM144 203H142V205H143ZM149 204L150 205H152L151 204V202H149ZM183 204V203H182ZM214 204V203H213ZM235 204V205H236ZM70 205V204H69ZM76 205V204H75ZM99 205V204H98ZM148 205V203L147 204H144V208L146 207ZM159 205H161V204H159ZM184 205L186 206V204L184 203ZM189 205V204H188ZM193 205V204H192ZM191 205V206H192ZM197 205V204H196ZM199 205V204H198ZM217 205V204H216ZM224 205V204H223ZM42 206V205H41ZM48 206V208L49 209H47V210H49V211H46V207ZM81 206H82V204H81ZM112 206V205H111ZM138 206V205H137ZM205 206V205H204ZM209 206V205H208ZM225 206V205H224ZM39 206H37V208L36 209H40V208H38ZM68 207V206H67ZM83 207V206H82ZM82 207H80V208H82ZM86 207V206H85ZM91 207H93V206H91ZM119 207V206H118ZM123 207V206H122ZM121 207V208H122ZM143 207V206H142ZM141 207V205H140V207H138L137 209H132L133 210V212H131L132 213V222H134V221H136L137 219H135V218H137L136 216L137 215H139L140 214V212H139V214L137 213L136 214V212H138L139 210H142L143 208ZM147 207H149V206H147ZM151 207V206H150ZM197 207V206H196ZM199 207V206H198ZM231 207H234V206H231ZM240 207V208H241ZM61 207H59V209H60ZM64 208H65V205H64ZM75 208V207H74ZM77 208V207H76ZM79 208V209H80ZM179 208V207H178ZM181 208V207H180ZM192 208V207H191ZM200 208V207H199ZM222 208V207H221ZM237 208V207H236ZM239 208V207H238ZM237 208V209H238ZM31 209V208H30ZM42 209V208H41ZM40 209V210H41ZM70 209H72L71 207H70ZM86 209V208H85ZM111 209V208H110ZM147 209V208H146ZM150 209V208H149ZM216 209V208H215ZM234 209V208H233ZM40 210H37V211H40ZM56 210V209H55ZM58 210V209H57ZM65 210V209H64ZM84 210V209H83ZM116 210V209H115ZM120 210V209H119ZM122 210V209H121ZM121 210H120V215H118V214H115V212H117V211H115V212H112L113 214H107V211L105 212L106 214H99V215H97V216H94L92 219H89V218H84V219H80V220H77V221H75V220H73V221H71L70 220V222L68 221V222H66V223H62L63 221H67V220H65V219H63V221L60 223H57V224H55L54 226H52V224H51V228H49L50 229V231H44V230H41V231H44V232H46L44 235H42L41 234V236H38V234H37V237H36V239H35V237H34V240H35V244L37 245V247L39 248V252H38V255H37V257L35 258V260H34V264H42V263H44V262H50L51 264H54V262L56 261V263L55 264H57V261L59 260V259H61V258H64V254H67L69 257L72 255L73 256V259H71L70 258V264L72 263V264H131V260H132V258H133V250H131V246H130V244H129V240L128 239H126V240H123L120 244H116V245H114V246H111V242L110 241H108L106 238H109V235H113V234H109V233H117V232H119L121 229V227H122V223H121V221L122 220H124V217H125V212H121ZM126 210V209H125ZM145 210V209H144ZM174 210V209H173ZM200 210V209H199ZM202 210V209H201ZM203 210H205L204 208H203ZM232 210V209H231ZM242 210V209H241ZM45 211H46V213H45ZM76 211H77V209H76ZM85 211V210H84ZM110 211V210H109ZM127 211V210H126ZM143 211V210H142ZM147 211V210H146ZM184 211H186V208H184ZM193 211L195 212V210L193 209ZM237 211V210H236ZM247 211V212H246ZM34 212V211H33ZM88 212V211H87ZM93 212V211H92ZM202 212V211H201ZM203 212H205L206 213V211H203ZM202 212V213H203ZM218 212V211H217ZM216 212V213H217ZM233 212H235V211H233ZM242 212H244V210L242 211ZM35 213H37L36 211L34 212V214ZM59 213V212H58ZM62 213V212H61ZM102 213V212H101ZM176 213V212H175ZM231 213H232V211H231ZM40 214V213H39ZM41 214H42V212H41ZM45 214V215H44ZM51 214V215H52ZM55 214V213H54ZM57 214V213H56ZM64 214V213H63ZM62 214V215H63ZM67 214V213H66ZM75 214V213H74ZM156 214V215H155ZM162 215V214H165V216L163 217H161V216H158V215ZM166 214H167V216H166ZM173 214V213H172ZM196 214V213H195ZM197 214H199L198 212H197ZM201 214V213H200ZM208 214H211V213H208ZM215 214V213H214ZM234 214V213H233ZM232 214V215H233ZM240 214V213H239ZM252 214V215H253ZM37 215V214H36ZM35 215V216H36ZM79 215V214H78ZM107 215V216H106ZM221 215V214H220ZM228 215H229V213H228ZM235 216H236V213L234 214ZM244 215V214H243ZM53 216V215H52ZM61 216V215H60ZM82 216H83V214H82ZM199 216V215H198ZM203 216H205V215H203ZM213 216V215H212ZM231 216V215H230ZM246 216V215H245ZM40 217V216H39ZM70 217H72V216H70ZM201 217V216H200ZM209 217V216H208ZM227 217V216H226ZM233 217V216H232ZM239 217H242V216H239ZM28 218V217H27ZM32 218H35V217H32ZM50 218V217H49ZM56 218H58V217H56ZM79 218V217H78ZM80 218H81V216H80ZM126 218V217H125ZM128 218V217H127ZM206 219H207V217H205ZM224 218V217H223ZM243 218V217H242ZM250 218V217H249ZM29 219V218H28ZM27 219V220H28ZM36 219V218H35ZM37 219H39V218H37ZM60 219V218H59ZM68 219V218H67ZM77 219V218H76ZM129 219V218H128ZM194 219V218H193ZM208 219H210V218H208ZM216 219V218H215ZM219 219V218H218ZM221 219V218H220ZM219 219V220H220ZM226 219V218H225ZM240 219V218H239ZM245 219V218H244ZM254 219H256V217L254 218ZM261 219L259 220V223H260V221H261ZM45 220H47V219H45ZM48 220H51V219H48ZM61 220V219H60ZM126 220V219H125ZM124 220V221H125ZM141 220V221H142ZM192 220V219H191ZM198 220H199V218H198ZM200 220H201V222L203 221L202 220V218H200ZM200 220H199V223H201L200 222ZM250 220H252V219H250ZM257 220V221H258ZM38 221V220H37ZM53 221V220H52ZM57 221V220H56ZM124 221H122L123 223H124ZM184 221V222H183ZM194 221V220H193ZM216 221V220H215ZM223 221H225L224 219H223ZM239 221V220H238ZM246 221H248V220H246ZM254 221V220H253ZM256 221V220H255ZM55 222V221H54ZM138 222V221H137ZM188 222H191V221H188ZM197 222V221H196ZM206 221H203V226H204V223H205ZM209 222V221H208ZM221 222V221H220ZM219 222V223H220ZM234 222H235V220H234ZM233 222V223H234ZM250 222H252V221H250ZM28 223H30V222H28ZM43 223V222H42ZM48 223H49V221H48ZM119 223H120V225H119ZM126 223H127V221H126ZM139 223H141L140 221H139ZM144 223V224H145ZM210 223V222H209ZM211 223H212V221H211ZM229 223V222H228ZM254 223V222H253ZM253 223H252V225H253ZM258 222H256V224H258V225H260ZM41 224V223H40ZM45 224H47V223H45ZM44 223H43V225H45ZM143 224V223H142ZM143 224V225H144ZM176 224V223H175ZM175 224H173L174 226H175ZM202 224V223H201ZM208 224V223H207ZM206 223H205V225H207ZM224 224H225V222H224ZM226 224H227V221H226ZM232 224V223H231ZM235 224V223H234ZM233 224V225H234ZM34 225V224H33ZM37 225V224H36ZM118 225L119 226H121L120 228H118ZM178 225V224H177ZM193 225V224H192ZM195 225V224H194ZM193 225V226H194ZM211 225V224H210ZM214 225V224H213ZM215 225H216V223H215ZM217 225H219V224H217ZM221 225V224H220ZM230 225V224H229ZM238 225V224H237ZM241 225H242V223H241ZM247 225V224H246ZM258 225H257V227H258ZM263 225V223L260 225V226H262ZM37 226H39V224L37 225ZM125 226V225H124ZM208 226V225H207ZM206 226V227H207ZM240 226V225H239ZM251 226V225H250ZM255 226V225H254ZM33 227V226H32ZM41 227H42V225H41ZM45 227V226H44ZM43 227V228H44ZM48 227V226H47ZM46 227V229H48ZM133 235H134V254L135 253H144V252H160V253H163L164 254V250H165V252H166V254H167V252L168 251H166V249H164L163 248V246H161L162 245V242H161V240L159 239V238H151V237H147L146 235H144L143 234V232L141 231V229L140 228H138L139 226L138 225H135L134 223H133ZM169 227V228H170ZM177 227V226H176ZM175 227V228H176ZM187 227V226H186ZM196 227H197V225H196ZM196 227H194V229L196 228ZM202 227V226H201ZM205 227V226H204ZM210 226H208V228H209ZM228 227V226H227ZM233 227H235V226H233ZM251 227H253V226H251ZM256 227V226H255ZM254 227V228H255ZM257 227H256V229H257ZM125 228V227H124ZM123 228V230L124 231H126L125 229ZM143 228V227H142ZM145 228V227H144ZM148 228V229H149ZM165 228V229H166ZM175 228L173 227V229L175 230ZM183 228V227H182ZM190 228V227H189ZM213 228V227H212ZM216 228V227H215ZM218 228V227H217ZM220 228V227H219ZM219 228H218V230H219ZM222 228V227H221ZM238 228H240V227H238ZM244 228H245V226H244ZM262 228H264V226H262ZM261 228V229H262ZM37 229V228H36ZM92 230L93 229V231L95 232V233H99L98 235H101L103 238H105V239H103L104 241H103V243H102V245H101V248H103V250L101 251V253L98 255V256H96V257H94V256H91V257H87V256H85L84 255V245L86 244V242H84L85 241V239H87L86 237H87V235H89L88 233H89V230ZM107 229V230H106ZM149 229V230H150ZM184 229V228H183ZM193 229V232L194 231H196V230H194ZM201 228H199L198 230H200ZM210 229V228H209ZM231 229H233L232 227H231ZM231 229H229V230H231ZM241 229H242V227H241ZM251 229V228H250ZM109 230V233L107 232ZM144 230V229H143ZM160 230V229H159ZM178 230H179V227H178V229H177V232H178ZM187 230H188V227H187ZM191 230H192V226H191ZM202 230H204V229H202ZM208 230V229H207ZM206 230V231H207ZM217 230V231H218ZM225 230H227V232H228V229L225 227ZM235 230V229H234ZM239 230V229H238ZM238 230H236L237 232H239ZM245 230V229H244ZM246 230H248V229H246ZM245 230V231H246ZM37 231V230H36ZM39 232H40V230H38ZM117 231V232H116ZM122 231V230H121ZM120 231V232H121ZM123 231V232H124ZM128 231V230H127ZM148 230L146 229V232H147ZM154 231V232H155ZM168 231V230H167ZM166 231V232H167ZM201 231V230H200ZM210 231H211V229H210ZM213 231V230H212ZM220 231V230H219ZM232 231V230H231ZM252 231V230H251ZM255 231V230H254ZM257 231V230H256ZM150 232V231H149ZM153 232V233H154ZM159 232V231H158ZM162 232H164V231H162ZM174 232V231H173ZM197 232V231H196ZM199 232V231H198ZM209 232V231H208ZM205 233V236H207L206 234H211V232L210 233ZM216 232V231H215ZM226 232V231H225ZM233 232V231H232ZM231 232V233H232ZM244 232V231H243ZM247 232V231H246ZM245 232V233H246ZM253 232V231H252ZM251 232V233H252ZM42 233V232H41ZM90 233H91V231H90ZM106 233H108V234H106ZM156 233V232H155ZM165 233V232H164ZM172 233V232H171ZM179 233V232H178ZM189 233V232H188ZM187 233V234H188ZM235 233V232H234ZM240 235H241V230H240ZM245 233H243V235H247L248 233H249V230H248V232L245 234ZM250 233V234H251ZM256 233V232H255ZM36 234V233H35ZM119 234V233H118ZM162 234V233H161ZM160 234V235H161ZM174 234V237H168V238H171V240H172V242H174L175 243V249H174V251L173 250H171V251H169L168 252V255H167V259L169 260V259H174L176 256H178V255H181V254H185V256H187V260H186V264H193V260L195 259V258H197V257H207V255H209L210 253H214V252H216V249L218 248V247H216V245H215V243H211L209 240L210 239H208V241L207 242H209L208 244L209 245H207V242H206V245H207V247L204 249V250H201V249H198V248H195L194 246H193V244H190L189 243V245H187L186 243H183V241H187V238H186V240H184V239H180L181 237H182V235H181V237L180 238H175L176 236H175V234H177L176 232H174L173 233ZM200 234V233H199ZM202 234V233H201ZM252 234H254V232L252 233ZM260 234V233H259ZM96 235V236H95ZM94 235V237H95V242L97 243V245H98V241H96V238H98V237H101V236H98L97 234H95ZM125 235H127L126 233H125ZM124 235V236H125ZM170 235V234H169ZM178 235V234H177ZM183 235H185V234H183ZM189 235V234H188ZM187 235V236H188ZM213 235V234H212ZM219 235L221 236V234L219 233ZM224 235V234H223ZM229 235V234H228ZM227 235V236H228ZM231 236H233L232 234H230ZM238 234H236V236H237ZM146 236V237H145ZM150 236V235H149ZM154 236V235H153ZM156 236H158L157 234H156ZM191 236V235H190ZM220 236H218L219 238H220ZM249 236H253V235H249ZM249 236L247 235V237H246V241H245V239H243V238H245V237H242V239H236V241L235 240H233V241H235V242H237V240H238V242H237V244H236V246H235V244H233L234 246H233V249H234V251H233V249L231 250V248H229L230 249V251H232V254H233V252H234V256H232V258H233V260L231 261L230 259H232V258H228V260H227V263L226 264H231V262H233L232 264H234V262H235V264H264V237L262 236V242L260 241L261 239H259V240H257V237L255 238L256 240H257V242H256V240L254 241V238L252 239L251 238V240H250V238H249ZM255 236H256V234H255ZM89 237H92V236H90L89 235ZM88 237V238H89ZM112 237V236H111ZM127 236H125V238H126ZM164 237V236H163ZM199 237H201V236H199ZM198 237V238H199ZM203 237V236H202ZM207 237H210V236H207ZM217 237V238H218ZM230 237V236H229ZM234 237V236H233ZM233 237H231L232 239H233ZM258 237H260V236H258ZM166 238V237H165ZM184 238V237H183ZM192 238V237H191ZM191 238H189V239H191ZM210 238H212V240H215L214 238V236L213 237H210ZM223 238H226V234H225V237L223 236ZM230 238V239H231ZM240 238V237H239ZM249 238V239H248ZM110 239V238H109ZM195 239V238H194ZM248 239V240H247ZM88 240V239H87ZM192 240V239H191ZM225 240V239H224ZM228 240H229V238H228ZM120 241V240H119ZM167 241V240H166ZM190 241V240H189ZM219 241H221V240H219ZM226 241V240H225ZM225 241H223V239H222V241L221 242H225ZM233 241H231V242H233ZM259 241V242H258ZM106 242H108V243H106ZM188 242V241H187ZM201 242V241H200ZM214 242H218V241H214ZM227 242V241H226ZM261 242V243H260ZM193 243V242H192ZM194 243H196V242H194ZM218 243H220V242H218ZM246 243V244H245ZM167 244V243H166ZM169 244V243H168ZM186 246H185V245ZM198 244H199V242H198ZM204 243H202V245H203ZM225 244V243H224ZM91 245V244H90ZM220 245V244H219ZM59 246L60 247H62V248H64V250H66L67 249V251H65L66 253H63L61 250H59L60 248H59ZM166 245H164V247H165ZM172 246V245H171ZM170 246V247H171ZM199 246V245H198ZM204 246V245H203ZM217 246H218V244H217ZM222 246V245H221ZM170 247H167V249L168 248H170ZM196 247H197V245H196ZM201 247V246H200ZM199 247V248H200ZM205 247V246H204ZM225 247V246H224ZM224 247H223V249H224ZM61 248V249H62ZM171 248H173V247H171ZM202 248V247H201ZM222 247H220V249H221ZM226 248V247H225ZM203 249V248H202ZM163 251V252H162ZM227 251V250H226ZM229 251V250H228ZM223 252H224V250H223ZM217 253V252H216ZM228 253V252H227ZM223 254V253H222ZM52 255V256H51ZM212 255V254H211ZM211 255H209V256H211ZM219 255V254H218ZM182 256V255H181ZM217 256V255H216ZM220 256V255H219ZM213 257V256H212ZM223 257V256H222ZM227 257V256H226ZM231 257V256H230ZM208 258V257H207ZM219 259H220V257H219ZM214 260H215V258H214ZM221 260V259H220ZM54 261V262H53ZM62 261V260H61ZM225 261H226V259H225ZM69 264V263H68Z\"/></svg>", "mask_w": 264, "mask_h": 264}, {"label": "built area", "instance_id": "built-area-1", "mask_svg": "<svg viewBox=\"0 0 264 264\" xmlns=\"http://www.w3.org/2000/svg\"><path fill=\"white\" fill-rule=\"evenodd\" d=\"M250 97L252 99L249 88L245 87L242 98L247 101ZM21 150L16 148L0 157V264H34L39 252L34 236L30 234L26 213L12 188L22 168L17 162ZM195 151L201 152V149ZM131 264L171 263L157 251L134 254Z\"/></svg>", "mask_w": 264, "mask_h": 264}, {"label": "crops", "instance_id": "crops-1", "mask_svg": "<svg viewBox=\"0 0 264 264\" xmlns=\"http://www.w3.org/2000/svg\"><path fill=\"white\" fill-rule=\"evenodd\" d=\"M160 98L158 99V103L160 104L159 105V109H160V114L162 115H164V114H171V112H175L174 114H177L178 112H176L177 110H178V100L175 102V104L174 105H172V106H170L169 104H167V103H169V98H170V96L168 95V94H165V95H162V100H161V96H159ZM166 97V98H165ZM169 97V98H168ZM164 98H165V101H164ZM167 99V100H166ZM215 99L217 100L216 101V103H220V105H222V107H225V100L226 99H224V100H222L221 99V97L220 96H218L217 94H216V96H215ZM233 100V99H232ZM231 99L229 100V101H227V102H230V101H232ZM161 102V103H160ZM226 102V103H227ZM165 104V105H164ZM236 104V103H235ZM167 105V106H166ZM238 105V104H237ZM237 105L236 106H232L231 105V108H230V111H231V115H232V118H231V120H230V124L232 123L233 125H235V127L239 130V127H237L236 126V124L238 123V118H239V114H238V109H237ZM168 106H170V107H168ZM171 107H172V109H171ZM203 106H199V107H195V109H198V108H202ZM173 110V111H172ZM215 112H216V114L218 115V110L217 109H215ZM170 118V117H169ZM168 121H170V120H168ZM189 122V121H188ZM165 123V122H164ZM171 123V122H170ZM182 124H186V123H182ZM180 125L181 124H177V126H175L176 128L175 129H177V128H180ZM224 125V123L221 125V128H222V126ZM225 126L228 128V126L225 124ZM245 130V129H244ZM148 131H149V134L152 136L156 131H157V128L155 127V126H151L150 128H148ZM222 131V130H221ZM246 131V130H245ZM225 136V135H224Z\"/></svg>", "mask_w": 264, "mask_h": 264}]
</instances>
